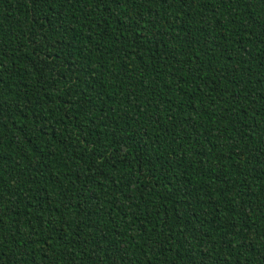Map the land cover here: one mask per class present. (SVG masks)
Returning <instances> with one entry per match:
<instances>
[{
    "label": "trees",
    "instance_id": "1",
    "mask_svg": "<svg viewBox=\"0 0 264 264\" xmlns=\"http://www.w3.org/2000/svg\"><path fill=\"white\" fill-rule=\"evenodd\" d=\"M0 264H264V0H0Z\"/></svg>",
    "mask_w": 264,
    "mask_h": 264
}]
</instances>
